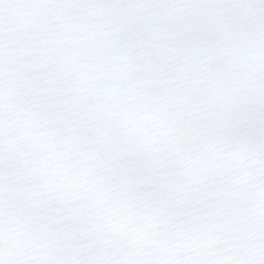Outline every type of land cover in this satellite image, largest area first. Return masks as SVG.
Returning <instances> with one entry per match:
<instances>
[{
  "label": "snow or ice",
  "instance_id": "snow-or-ice-1",
  "mask_svg": "<svg viewBox=\"0 0 264 264\" xmlns=\"http://www.w3.org/2000/svg\"><path fill=\"white\" fill-rule=\"evenodd\" d=\"M0 264H264V0H0Z\"/></svg>",
  "mask_w": 264,
  "mask_h": 264
}]
</instances>
